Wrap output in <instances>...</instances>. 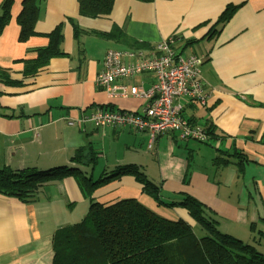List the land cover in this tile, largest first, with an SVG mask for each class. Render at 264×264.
Instances as JSON below:
<instances>
[{"label": "crops", "instance_id": "obj_1", "mask_svg": "<svg viewBox=\"0 0 264 264\" xmlns=\"http://www.w3.org/2000/svg\"><path fill=\"white\" fill-rule=\"evenodd\" d=\"M11 1L0 33V68L13 82H0V167H74L95 180L135 165L160 186L163 204L195 199L219 232L264 255V0H115L110 14L97 18L81 16L77 0H39L34 35L24 41L16 20L22 0ZM227 6L237 9L218 30L216 20ZM56 27L60 54L25 75L26 60L48 45L45 35ZM114 28L117 34L106 36ZM169 38L178 54L202 60L206 105L178 102L188 122L211 128L206 143L182 141L171 132L150 143L148 133L129 127L67 125L97 109L142 115L143 99L110 98L95 77L107 51L148 54ZM188 41L197 42L184 47ZM153 82L147 72L115 85L148 89ZM77 150L94 152L95 165L71 162ZM243 156L249 161L239 165ZM89 199L103 205L134 199L160 218L198 226L184 209L147 196L131 175L110 180L89 197L69 176L45 184L30 202L0 195V264H52L54 233L78 223Z\"/></svg>", "mask_w": 264, "mask_h": 264}, {"label": "trees", "instance_id": "obj_2", "mask_svg": "<svg viewBox=\"0 0 264 264\" xmlns=\"http://www.w3.org/2000/svg\"><path fill=\"white\" fill-rule=\"evenodd\" d=\"M38 1L21 2V11L16 19L20 29V41L34 35L33 25L39 12ZM137 1L149 3L154 0ZM77 2L81 16L97 18L109 15L115 0ZM11 5V0H4L0 6V33L10 20ZM236 9V6H227L224 9L216 20L218 30L229 21ZM116 31L114 28L106 36H114ZM45 36L48 45L35 50V59L26 60L23 71L25 75L34 74L48 59L60 54V27ZM195 42L197 41H188L186 45ZM8 76V73L0 68V82L13 83ZM204 129L208 139L211 128ZM206 142L207 140L202 143ZM82 151L77 150L71 162L79 166L93 167L96 162L94 152L84 155ZM247 161L249 160L243 156L239 165ZM126 175L133 176L147 196L163 204L160 201V186L148 180L135 165L117 167L95 180L84 176L74 167L63 166L46 171H14L8 167H0V195L30 202L45 184L72 176L89 197L99 186ZM89 202L87 213L78 223L54 233L52 264H264V255L257 252L253 246L219 232L216 222L209 216L206 208L191 197L185 196L181 202L163 205L184 209L199 225L202 231L199 236L187 223L160 218L134 199L120 200L111 205L99 204L93 199H89Z\"/></svg>", "mask_w": 264, "mask_h": 264}, {"label": "built area", "instance_id": "obj_3", "mask_svg": "<svg viewBox=\"0 0 264 264\" xmlns=\"http://www.w3.org/2000/svg\"><path fill=\"white\" fill-rule=\"evenodd\" d=\"M174 39L164 40L151 52L107 51L102 70L95 83L111 98L117 95L132 96L145 101L142 115L124 111L97 109L77 120H69L68 126L91 125L94 128L129 127L148 133L151 143L160 134L175 133L182 141L205 142V129L192 125L182 116V104L187 99L198 106H205L208 96L200 76L202 60L195 55L181 56L176 52ZM150 72L156 81L148 88L115 85L117 80L128 79Z\"/></svg>", "mask_w": 264, "mask_h": 264}, {"label": "rangeland", "instance_id": "obj_4", "mask_svg": "<svg viewBox=\"0 0 264 264\" xmlns=\"http://www.w3.org/2000/svg\"><path fill=\"white\" fill-rule=\"evenodd\" d=\"M176 38V37H175ZM179 41V40H178ZM186 46H188V45H186V42H184V47H186ZM183 50V49H182ZM181 50V51H182ZM188 53V52H187ZM187 53L185 52V54H183V56L184 57H186L187 56ZM110 150H112V149H110ZM114 150H112V152H113ZM97 156H99V155H97ZM215 162V160H213V163ZM216 165V164H215ZM96 175V174H95ZM95 177V176H94ZM193 230H194V232L199 236V235H201L202 234V231H201V229H200V227H199V225L198 226H196V227H194L193 228Z\"/></svg>", "mask_w": 264, "mask_h": 264}, {"label": "bare ground", "instance_id": "obj_5", "mask_svg": "<svg viewBox=\"0 0 264 264\" xmlns=\"http://www.w3.org/2000/svg\"><path fill=\"white\" fill-rule=\"evenodd\" d=\"M169 39H170V38H169ZM169 39H167V40H169ZM173 46H174V45H173ZM197 57H198V56H197ZM155 81H156V78L154 77V82H155ZM154 82H153V83H154ZM207 96H208V95H207ZM168 133H169V132H168ZM162 134H163V133H162ZM162 134H160V135H162Z\"/></svg>", "mask_w": 264, "mask_h": 264}]
</instances>
